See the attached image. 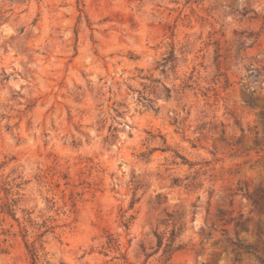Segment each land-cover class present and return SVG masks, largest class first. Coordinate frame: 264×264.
<instances>
[{
    "label": "rangeland",
    "instance_id": "1",
    "mask_svg": "<svg viewBox=\"0 0 264 264\" xmlns=\"http://www.w3.org/2000/svg\"><path fill=\"white\" fill-rule=\"evenodd\" d=\"M157 195L186 215L169 261L141 251ZM33 249L37 264H264V0H0V264Z\"/></svg>",
    "mask_w": 264,
    "mask_h": 264
},
{
    "label": "trees",
    "instance_id": "2",
    "mask_svg": "<svg viewBox=\"0 0 264 264\" xmlns=\"http://www.w3.org/2000/svg\"><path fill=\"white\" fill-rule=\"evenodd\" d=\"M178 61V58L175 53V49H173L170 54L163 58V63L160 64L161 67H163V73H165V69L168 68L170 64H174L172 68L176 67V62ZM145 79H148L145 77ZM153 83L161 84L163 86V89L166 94V98L171 97V90L166 87L165 84H162L158 80H153ZM155 93L158 90V86H155ZM144 100H148L149 107L154 109V101L150 99H146L142 96ZM182 158V157H181ZM185 160L184 158H182ZM187 162V161H185ZM193 166V165H191ZM135 184V192H137L141 188L140 181H133ZM174 185L181 186L182 182L179 179H176L173 182ZM136 194H134L135 197ZM140 200V199H139ZM133 199L132 205H134L137 201ZM253 205L255 208H260V201L257 199H252ZM150 208L152 211L156 212L158 211L162 206L161 212L159 214V218L157 219L156 227L152 228V233L149 235V239L141 243V251L147 257H150L153 254H158L161 251L163 252V256L167 258V261L171 260L172 256L180 251L183 250L186 247V244L182 241V236L185 232V226H186V215L184 211L178 207L171 208L170 206L166 205V201H163V197L161 195H157L154 200L150 201ZM9 214L14 215L13 209H9ZM242 218L241 215L240 218H232L230 221L227 222V224H233L234 228L237 232V230L242 226ZM232 245L237 246V255L239 256L241 252L251 253L252 246H244L238 241H229ZM118 241L113 237V235L108 236V241L106 243V250H112L116 247H118ZM150 251V252H149ZM33 257V264H37V251L36 249H33L32 253ZM126 259V256L123 257Z\"/></svg>",
    "mask_w": 264,
    "mask_h": 264
}]
</instances>
